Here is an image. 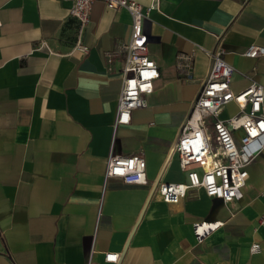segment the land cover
I'll return each mask as SVG.
<instances>
[{
    "label": "crops",
    "instance_id": "crops-1",
    "mask_svg": "<svg viewBox=\"0 0 264 264\" xmlns=\"http://www.w3.org/2000/svg\"><path fill=\"white\" fill-rule=\"evenodd\" d=\"M135 1L160 77L115 126L130 12L96 0L81 29L68 0H0V264H264V150L236 201L202 187L175 204L158 193L161 181L188 180L174 144L209 52L223 49L233 89L264 86V55L244 54L264 45V0ZM237 110L231 102L221 116ZM112 150L142 155L148 182L106 179ZM201 220L223 223L197 241Z\"/></svg>",
    "mask_w": 264,
    "mask_h": 264
},
{
    "label": "built area",
    "instance_id": "built-area-1",
    "mask_svg": "<svg viewBox=\"0 0 264 264\" xmlns=\"http://www.w3.org/2000/svg\"><path fill=\"white\" fill-rule=\"evenodd\" d=\"M68 1L71 2L70 12L79 20L82 29L90 21L96 0ZM104 1L111 8L127 9L132 17L130 39L119 47L124 62L115 115L117 126L130 122L133 109L146 105V95L154 90L160 68L150 56L147 37L141 27L147 14L142 5L135 0ZM156 3L157 0L151 7ZM75 48L85 53L89 51V46L80 37ZM209 54L212 63L208 75L174 144V150L179 153L180 167L187 171L188 180L161 181L158 185L161 198L171 204L178 203L189 189L197 187L226 202L240 199L242 188L249 179L247 166L255 155L264 150V86L251 82L241 90L233 89L231 80L235 68L223 58V49ZM244 54L249 57L264 55V45L251 43ZM231 102L237 104L238 110L222 117L223 110ZM111 176L122 177L126 183L145 184L148 182L146 159L139 154H118L112 150L107 158L105 178ZM222 223L220 220L196 221L193 226L196 240L202 241ZM250 250L252 253L260 251L261 244L252 243ZM113 255L116 259H109ZM119 256V252L105 253L107 261L117 262ZM86 264L96 263L90 257Z\"/></svg>",
    "mask_w": 264,
    "mask_h": 264
},
{
    "label": "clouds",
    "instance_id": "clouds-1",
    "mask_svg": "<svg viewBox=\"0 0 264 264\" xmlns=\"http://www.w3.org/2000/svg\"><path fill=\"white\" fill-rule=\"evenodd\" d=\"M109 259H116V257L113 255V256H110Z\"/></svg>",
    "mask_w": 264,
    "mask_h": 264
}]
</instances>
